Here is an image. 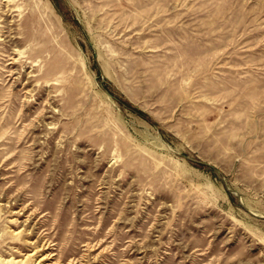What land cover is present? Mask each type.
Segmentation results:
<instances>
[{
  "label": "rangeland",
  "instance_id": "1",
  "mask_svg": "<svg viewBox=\"0 0 264 264\" xmlns=\"http://www.w3.org/2000/svg\"><path fill=\"white\" fill-rule=\"evenodd\" d=\"M0 264H264V0H0Z\"/></svg>",
  "mask_w": 264,
  "mask_h": 264
},
{
  "label": "water",
  "instance_id": "2",
  "mask_svg": "<svg viewBox=\"0 0 264 264\" xmlns=\"http://www.w3.org/2000/svg\"><path fill=\"white\" fill-rule=\"evenodd\" d=\"M106 93L111 96V97H114L111 93H109L108 91H106Z\"/></svg>",
  "mask_w": 264,
  "mask_h": 264
}]
</instances>
